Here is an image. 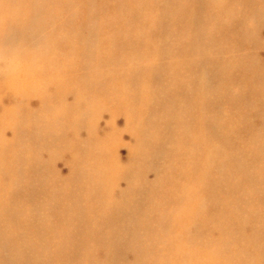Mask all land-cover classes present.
Masks as SVG:
<instances>
[{"label":"rangeland","instance_id":"obj_1","mask_svg":"<svg viewBox=\"0 0 264 264\" xmlns=\"http://www.w3.org/2000/svg\"><path fill=\"white\" fill-rule=\"evenodd\" d=\"M82 1H78L75 8L85 12L92 9L103 21L97 24L96 20H89L86 25L91 27L81 28L80 37L89 42L93 34L96 39L101 37L99 41L105 45L109 57L104 65L112 63L113 69L106 77L118 74L124 80L126 92H121L124 101L119 107L106 104L105 99L110 98L112 89L108 86L95 91L89 81L82 78L84 74L78 63L73 74H53L47 82V91L52 98H61L65 107L55 104L46 120L42 119L41 112V116L33 119L18 122L9 119L0 126V160L7 155L14 161L24 159L22 166L29 167L30 176V184L27 182L11 193L9 189L6 193L0 188L1 200L6 201L3 198L7 197L10 207L24 202L31 210L32 222L41 226L46 223L45 219L52 220H48L44 206L48 205L53 217L59 219L61 209L55 211L52 207L65 189L68 187L73 190L72 194L76 193L69 202L82 203L84 198L78 193L84 179L105 177L104 170L108 168L105 166L115 163L114 187L105 189L111 198L107 201L108 211L120 210L122 219L136 221L145 215L151 201L166 204V199L155 194L171 186L183 171H188L186 174H192L201 185L206 184V193L204 197H200V193L195 195L193 200L200 204L186 210L194 214L200 207L201 212L197 217L185 216L177 229L163 231L162 236L157 237L163 242L156 259L146 260L151 256L147 252L143 264H173V257L189 247H192L190 255L199 259L196 264H217L212 259L224 260L215 254L221 249L216 243L218 233L205 231L209 241L200 238L204 230L199 223L209 220L204 213L218 206L213 205V199L223 200L227 193L231 195L230 201L236 199L235 191L247 176H242L241 156L246 153L244 145L248 142V133L264 126V0ZM124 3H127L126 9ZM121 9H124L122 13ZM127 9L129 11L123 14ZM1 17L0 14V21ZM58 29L56 27L55 31ZM59 31L56 33L60 39L64 34ZM55 39L52 52L60 57H54L53 65L61 68L70 52L63 51ZM22 42L28 46L44 44L42 39L32 44L27 36ZM146 48H154V52L145 54ZM116 63L119 66L113 65ZM5 86L0 79V97L3 98L0 109L20 103L22 98ZM39 95H33L26 104L35 109ZM198 95L201 98H195ZM16 126L22 130L19 135L15 134ZM15 141L16 147H9V143ZM194 144L198 153L196 167L188 161L189 157L182 165L184 158L179 160L180 151L190 145L191 153ZM246 150L252 154L254 149L249 145ZM257 152L255 161L264 166V153ZM104 159L107 160L100 161ZM251 170L254 168L246 171ZM229 171L238 179L229 181ZM170 176L172 181L165 182ZM3 182L4 186L10 183ZM50 185L53 192L50 198H45ZM88 189L98 193L101 187L89 183ZM137 189L140 195L135 193ZM106 200L108 198L104 202ZM66 201L61 203L67 205ZM224 216L216 213L212 217L215 221ZM187 221L193 224L187 225ZM135 228L128 234L121 228L112 232L116 238L123 237L126 243H131L137 240ZM101 232L107 234L109 228ZM244 232L250 234V227ZM189 238L194 243L188 241ZM3 243L0 264H18L11 257L8 244ZM98 254L102 264H140L130 245L122 244L117 249L99 247ZM120 258H124V262H119ZM25 264H46V261L35 251ZM176 264L194 262L189 258Z\"/></svg>","mask_w":264,"mask_h":264},{"label":"bare ground","instance_id":"obj_2","mask_svg":"<svg viewBox=\"0 0 264 264\" xmlns=\"http://www.w3.org/2000/svg\"><path fill=\"white\" fill-rule=\"evenodd\" d=\"M78 1L83 2L82 0H0V14L3 16L1 17L3 20L0 21V32H2L0 35V46L2 45V49L0 48V79L4 81L5 87L12 94L15 93L22 97L20 103L16 102L18 104L13 103L9 107L2 106L0 126L9 119L17 122L33 119L41 116V112L43 113L42 119L49 118L51 116L49 111L55 104L65 107L61 98L51 97L46 85L53 74L63 76L73 74L77 63L81 68V73L84 74L82 78L86 82L89 81L95 91L108 86L112 89L110 98L107 100L104 98L106 104L119 107L124 101V95L121 93L126 92L124 80H121L118 74L111 76L112 78L106 77L107 73L113 69L112 63L107 67L104 65L109 57L106 55L105 45L99 41L101 37L96 39L97 37L93 34V40L90 42L80 37L79 30L81 28L91 27L86 25L89 20H96L98 24L103 19L98 16V12L92 9L85 12L75 8ZM126 5L123 7L124 9L127 8ZM123 10L121 9L120 12L122 13ZM128 11L129 9L125 10L123 14ZM121 13L119 15L123 16ZM55 26L60 29L59 32L64 34L60 39L59 34L56 33L59 29L55 31ZM26 36L31 39L32 44H35L38 39H42L44 44L28 46L25 44L26 42H22ZM55 38L63 51L68 49L65 52H70L68 53L69 57L61 64L62 69L56 67L58 64L53 65L54 57H60L59 54L52 52V42ZM144 52L151 54L154 52V48H146ZM113 65L119 66V63ZM35 94H40V100L39 105L33 109L26 104V101ZM99 98L103 99L102 96ZM195 98H201V96L198 95ZM2 99L0 97V103ZM257 112L259 111L257 110ZM233 121L238 126V123ZM21 131V128L16 126L15 134L19 135ZM16 142L9 143V147L15 148ZM195 144L191 153H189L190 145H187L184 151H180L179 160L184 158L182 165L186 163L185 158L189 157L188 161H192L193 166L196 167L198 153H196ZM249 145L254 149L252 154L246 150ZM244 147L246 153L241 156L244 163L242 170L244 171L241 170V172L242 176L243 174L247 176L241 180L240 189L235 191L236 199L230 201V193H227L223 200L213 199V205L218 206H212V209L207 211L208 213H204V217L209 220L199 223L204 230L200 238L204 237L208 240L205 231L215 230L218 233L216 243L220 244L221 249L219 248V252H215V254L220 255L224 260L212 259V262L215 261L217 264H264V190H262L264 188V166H259L255 161L257 150L260 151L259 153H264V126L261 130H251L250 134L248 133V142ZM191 154H193L192 158ZM22 165H24V159L14 161L8 155L0 160V188L6 193H8L7 189L11 193L16 188L21 189V186L27 182L30 184L29 167ZM105 167H108L106 171L104 170V175L102 174L105 177L97 176L84 179L85 183L78 193L84 198L82 203L69 202L76 193L72 194L73 190L68 187L65 189L61 199L56 200L52 207L55 211L57 208L61 209L62 215L58 216L59 219L53 217L54 214H51L52 211L50 212L48 205V207L44 206L43 210L46 211L48 220L50 218L52 220L48 222L45 219L44 222L46 221L47 224H41V226L38 222L34 223V220L32 222L29 215L31 210L24 205L23 201L22 204L10 207L7 197L3 198L6 201L0 198V247L2 248V241H4L3 244H8L10 255L18 264H25L28 256L35 251L42 254L46 264H102L98 254L99 247L101 249H117L123 244V246L130 245L133 249V256L140 261V264H143L145 259L148 261L156 259L155 256L158 255L160 244L163 242L157 237L162 236L163 231L177 229L185 216L197 217L201 212L199 207V211L189 214L186 208L197 207L200 204L194 201L193 197L199 193L200 197H204L206 184L201 185L194 176L192 177V174L190 176V174H186L189 173L188 171L182 170L181 175L179 174L171 186L155 194V197L166 199L167 205L158 204L153 200L145 209V215L142 218L140 217L136 221L129 220V218L122 219L123 212L120 210L112 213L108 211L107 201L111 198L105 190L108 187H114L117 165L111 163ZM111 167L114 168L111 169ZM249 167H253L254 170L246 171ZM171 178L172 176L165 182L172 181ZM228 178H230L229 181L238 179L233 171L228 172ZM3 181L10 183L4 186ZM89 183L100 185L99 192H91L88 189ZM29 184L26 185L29 186ZM5 192L3 193L5 194ZM45 192V198H50L53 186L48 187ZM135 193L140 195V189H137ZM51 197L54 195L52 194ZM106 198L108 200L104 202ZM63 200H68L66 201L68 204L61 203ZM172 204L173 206H170ZM216 213H222L225 216L214 221L212 216ZM65 215L67 216L65 217ZM189 224L191 225L193 222L187 221V225ZM135 226V230L138 232L137 240L131 243H126L123 237L116 238L117 235L112 232L121 228L128 234ZM246 227H250V234L244 232ZM103 228H109L110 233H102ZM193 240L196 241L197 238ZM188 241L194 243L192 238H189ZM191 251L192 247H189L188 250L177 253L178 255L173 257V260L175 258L173 264L189 258L194 264L198 263L199 259L190 255ZM147 252H150L151 256L143 259ZM123 260L124 258H120L119 262H124Z\"/></svg>","mask_w":264,"mask_h":264}]
</instances>
